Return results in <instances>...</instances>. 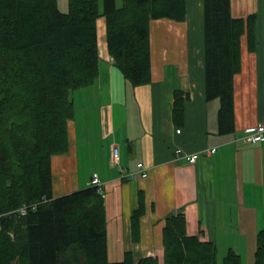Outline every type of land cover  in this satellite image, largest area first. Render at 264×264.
<instances>
[{"label":"trees","instance_id":"16d2710c","mask_svg":"<svg viewBox=\"0 0 264 264\" xmlns=\"http://www.w3.org/2000/svg\"><path fill=\"white\" fill-rule=\"evenodd\" d=\"M189 0H0V264H217V247L187 234L182 214L166 218L162 256L119 262L107 257L105 201L93 186L54 195L52 157L69 151L71 94L93 87L99 76L97 20L105 19L112 65L127 88L151 83L150 22L186 19ZM206 100H217L218 133L235 128L234 77L241 47L257 46L258 13L232 14V0H202ZM186 97L174 92L172 115L184 116ZM26 215L17 210L35 205ZM145 199L131 215L138 240ZM264 222V216H263ZM222 264H243L229 249ZM264 264V223L254 262Z\"/></svg>","mask_w":264,"mask_h":264},{"label":"crops","instance_id":"0c3cea01","mask_svg":"<svg viewBox=\"0 0 264 264\" xmlns=\"http://www.w3.org/2000/svg\"><path fill=\"white\" fill-rule=\"evenodd\" d=\"M246 2L232 0L235 17L250 13L241 15ZM260 16L256 49L249 51L246 40L242 42V67L234 77L235 128L224 135L218 133L219 103L204 95L202 0L188 1L182 22H150L151 83L130 90L137 116L134 125L127 107L128 88L107 51L105 19L97 20L99 76L95 99H89L95 112L89 114L99 118V132L106 142L99 153L95 144H82L74 117L68 123L69 151L52 157L51 167L56 197L90 187L91 176L99 175L111 262L121 261L127 252L136 260L155 253L162 256L165 220L178 214L186 219L188 235L216 247L236 244L240 250L244 243L246 261H253L250 251L254 248L255 253L264 213V141L252 145L242 139L264 121V21L261 25ZM175 91L186 97L184 116L177 122L172 115ZM114 146L119 148L118 163L112 156ZM212 148L215 152L208 153ZM193 153L200 157L190 164L187 157ZM79 163L89 168L77 177ZM139 163L148 171L145 178L137 176ZM127 174H134V179L124 178ZM139 192L144 194L145 213L134 241L130 218Z\"/></svg>","mask_w":264,"mask_h":264},{"label":"rangeland","instance_id":"374dc122","mask_svg":"<svg viewBox=\"0 0 264 264\" xmlns=\"http://www.w3.org/2000/svg\"><path fill=\"white\" fill-rule=\"evenodd\" d=\"M248 3L245 8H242L241 15H247L249 12L252 13L253 9L257 10L256 12L260 16V23L262 25L264 21V0H246ZM100 2V8L102 7V0H99ZM121 0H117V5H120ZM58 5L59 8L62 12H67L68 11V0H58ZM131 88H128L127 92V107H128V113L129 116L133 118V121H131V124L134 125L137 116L135 113V106H134V100L131 94ZM95 94H96V89L95 87H89L87 89H82V90H77L71 94V98L74 102L75 105V117L77 120V127H80V130L82 131L79 133V140L82 142V144L87 145L88 143H93L95 144V148L98 149V153L100 150V145H103L102 142L104 139H102V134L99 132L100 129V122L99 118L96 117V115L92 114L90 115L89 113L95 112V106L93 107L92 104L89 102V99H95ZM217 101V100H216ZM218 102V101H217ZM85 129L86 132L83 130ZM89 129V131H87ZM100 161V160H99ZM99 165V164H98ZM78 170L75 173L77 177L81 175V172L87 173L88 170V165H83V163L77 164ZM57 176L54 177V180L56 179ZM87 177V174L86 176ZM264 216V213H263ZM263 220L261 221V226L259 230L263 227ZM255 247V246H254ZM235 249L237 253L241 256V259L243 261V264H248L246 261V246L244 243H242V246L239 250V246L236 244H220L217 247V252H216V261L217 264H222L223 258L226 255L227 251L229 249ZM254 248H252V251L250 253L254 256ZM253 261L250 262L252 264Z\"/></svg>","mask_w":264,"mask_h":264},{"label":"built area","instance_id":"2783aa9c","mask_svg":"<svg viewBox=\"0 0 264 264\" xmlns=\"http://www.w3.org/2000/svg\"><path fill=\"white\" fill-rule=\"evenodd\" d=\"M242 140H243V142H245L247 144H252V145L263 142L264 141V121H261L260 123H258L254 127H252L251 130H250V133L247 136H245ZM214 152H215V148H212L211 150L208 151V153H214ZM177 153H179V151H177ZM112 156H113L114 162L118 163L119 162V158H120L118 146H114L113 147ZM199 157H200L199 153H193V154H191L190 156L187 157V161L190 164H194L199 159ZM137 167H138L137 176H139L141 178H145V177L148 176V171L145 168V166H143L142 163H139L137 165ZM134 176H135L134 174L123 175L124 178H127L129 180H133ZM90 185L95 187L97 189V191L101 194V196L104 197L103 183L100 180V178H99L97 173H94L92 175V177L90 179ZM30 208L31 209L36 208V204L35 205H31V206L24 205V206H22L21 208H19L17 210V213H19L21 216L26 215L27 211Z\"/></svg>","mask_w":264,"mask_h":264},{"label":"bare ground","instance_id":"6f19581e","mask_svg":"<svg viewBox=\"0 0 264 264\" xmlns=\"http://www.w3.org/2000/svg\"><path fill=\"white\" fill-rule=\"evenodd\" d=\"M19 216H21L19 213H18Z\"/></svg>","mask_w":264,"mask_h":264}]
</instances>
